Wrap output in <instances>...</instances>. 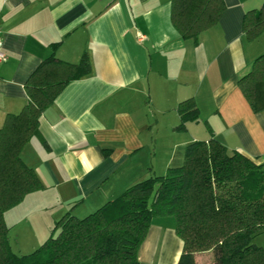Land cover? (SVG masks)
I'll list each match as a JSON object with an SVG mask.
<instances>
[{
	"label": "crops",
	"instance_id": "crops-1",
	"mask_svg": "<svg viewBox=\"0 0 264 264\" xmlns=\"http://www.w3.org/2000/svg\"><path fill=\"white\" fill-rule=\"evenodd\" d=\"M224 4L218 23L193 40L173 28L170 0H0V127L26 105L24 85L43 62L88 64L22 148L42 189L16 207L58 205L52 222L69 211L90 214L134 184L180 167L187 145L210 139L264 169V112H253L238 89L264 54V31L248 40L242 20L264 0ZM189 99L198 120L179 128L177 107ZM174 228L172 217L154 218L138 263L177 264L183 244ZM255 240L264 248V233ZM193 259L213 264L211 251Z\"/></svg>",
	"mask_w": 264,
	"mask_h": 264
},
{
	"label": "trees",
	"instance_id": "trees-1",
	"mask_svg": "<svg viewBox=\"0 0 264 264\" xmlns=\"http://www.w3.org/2000/svg\"><path fill=\"white\" fill-rule=\"evenodd\" d=\"M224 0H170V21L183 39L196 40L216 25ZM246 39L264 31V4L246 12ZM88 73V64L43 62L24 85L27 103L0 127V264H139L138 247L154 218L172 217L183 248L177 264H194L193 255L211 251L213 264H264V169L217 140L186 146L180 167L150 176L127 188L83 218L70 211L55 222L48 239L30 255H16L4 213L42 189L20 157L38 136V120L63 88ZM251 110L264 112V54L238 80ZM179 128L198 120L191 99L177 107Z\"/></svg>",
	"mask_w": 264,
	"mask_h": 264
},
{
	"label": "rangeland",
	"instance_id": "rangeland-1",
	"mask_svg": "<svg viewBox=\"0 0 264 264\" xmlns=\"http://www.w3.org/2000/svg\"><path fill=\"white\" fill-rule=\"evenodd\" d=\"M59 209L60 206L55 204H51L47 208H39L29 202L6 211L4 221L9 227L12 252L16 255H30L40 247L50 236L55 221H58L52 222L51 218ZM78 212H76L78 218L88 215ZM254 243L257 245L256 240Z\"/></svg>",
	"mask_w": 264,
	"mask_h": 264
},
{
	"label": "built area",
	"instance_id": "built-area-1",
	"mask_svg": "<svg viewBox=\"0 0 264 264\" xmlns=\"http://www.w3.org/2000/svg\"><path fill=\"white\" fill-rule=\"evenodd\" d=\"M0 35H1V32H0ZM4 60H5V55L2 52V49H1V40H0V63L3 62Z\"/></svg>",
	"mask_w": 264,
	"mask_h": 264
}]
</instances>
